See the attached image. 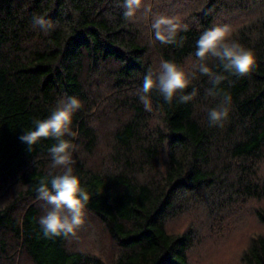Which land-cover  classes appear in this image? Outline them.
<instances>
[{"label": "trees", "instance_id": "trees-1", "mask_svg": "<svg viewBox=\"0 0 264 264\" xmlns=\"http://www.w3.org/2000/svg\"><path fill=\"white\" fill-rule=\"evenodd\" d=\"M196 7L181 22L188 31L163 45L136 18H123L121 0H0V264H15L18 254L31 264H191L197 233L191 226L171 232L170 221L195 207L213 214L239 199L264 201V0H201ZM34 15L45 16L50 29L33 27ZM240 17L246 21L231 27ZM228 18L232 38L256 54L251 72L232 75L209 58L223 76L216 95H207L213 81L198 75L188 102L168 104L153 93L146 111L137 94L145 71L161 59L191 69L200 33ZM225 93L229 117L210 126L207 112ZM67 95L82 100L77 135L69 137L73 167L93 194L87 212L116 244L110 260L70 248L69 237L45 238L38 223L36 188L58 171L48 152L55 140L42 138L30 151L19 136ZM106 109L117 120L98 151L96 117ZM256 217L263 231L250 238L241 264H264V207Z\"/></svg>", "mask_w": 264, "mask_h": 264}, {"label": "clouds", "instance_id": "clouds-1", "mask_svg": "<svg viewBox=\"0 0 264 264\" xmlns=\"http://www.w3.org/2000/svg\"><path fill=\"white\" fill-rule=\"evenodd\" d=\"M142 3L143 0H121L123 18H135ZM31 23L33 27L45 32L51 27L43 15H34ZM151 30L154 41L169 45L178 42V33L188 31V25L181 24L174 17L156 15L152 19ZM182 41L183 37L180 43ZM194 56L196 62L191 69H186L173 60L161 59L157 67H149L145 71L137 94L146 111L152 110L153 93L158 94L168 104H172L174 100L177 103L188 102L196 92L186 90L192 86L198 75L207 76L213 81V87L208 89L207 95H216L215 85L221 83L223 76L213 73V68L207 63L209 58H215L224 72L236 76L250 73L257 59L253 49L232 38V30L226 24H214L204 29L195 42ZM231 102V95L225 93L218 106L208 110L210 126H223V122L229 117ZM81 107L82 100L78 96H64L57 101L50 115L35 119L33 126L19 136V140L30 151L42 138L55 140L48 152L51 167L58 171L50 174V179L41 180L36 188L38 199L49 206L38 220L45 238L75 236L85 222L86 206L93 195L86 189L73 167L76 146L69 139L77 135L73 131V119Z\"/></svg>", "mask_w": 264, "mask_h": 264}, {"label": "rangeland", "instance_id": "rangeland-1", "mask_svg": "<svg viewBox=\"0 0 264 264\" xmlns=\"http://www.w3.org/2000/svg\"><path fill=\"white\" fill-rule=\"evenodd\" d=\"M200 1L143 0L135 18L142 25L146 35L151 29L152 19L156 15L174 17L181 23L191 19L189 17L192 10L197 8L196 6L200 4ZM146 9H150V11H146ZM224 20L230 21L232 19ZM234 21L231 27H234L233 25L235 24L243 23L246 21V17L234 18ZM114 110H116L120 120L127 117L125 112H121V109L117 108ZM104 111L106 112L96 117L98 130L100 131L98 151H105L107 143L105 135H110L117 120L109 109ZM261 173L262 177H264V161L261 165ZM1 194L0 200L3 198V202H5V198ZM40 205H42L40 209L42 211L41 215H43L49 206L44 201ZM259 207H264V201L255 199H239L213 214H210L203 207H195L170 221L168 230L181 233L191 226L196 231V243L188 252L191 264H241V254L248 245L250 238L263 231V226L256 217V209ZM68 245L75 250L92 251L107 260L112 259L117 254L116 244L105 230L101 221L87 211L84 224L79 228L75 236L69 237ZM15 264L31 263L23 254H18Z\"/></svg>", "mask_w": 264, "mask_h": 264}]
</instances>
